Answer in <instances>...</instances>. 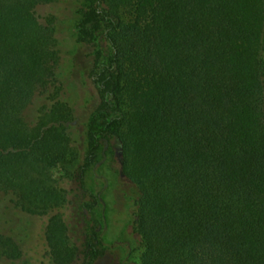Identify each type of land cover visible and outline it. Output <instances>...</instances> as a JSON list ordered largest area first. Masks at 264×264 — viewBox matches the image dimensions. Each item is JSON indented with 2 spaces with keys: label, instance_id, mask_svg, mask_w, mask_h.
Wrapping results in <instances>:
<instances>
[{
  "label": "trees",
  "instance_id": "1",
  "mask_svg": "<svg viewBox=\"0 0 264 264\" xmlns=\"http://www.w3.org/2000/svg\"><path fill=\"white\" fill-rule=\"evenodd\" d=\"M56 1L0 0V198L49 215L58 264H97L108 224L94 217L76 242L54 170L79 180L95 212L103 192L86 177L111 159L137 194L135 264H264V0H94L77 29L104 57L83 150L56 16L39 12ZM22 246L0 233V264H16Z\"/></svg>",
  "mask_w": 264,
  "mask_h": 264
},
{
  "label": "rangeland",
  "instance_id": "2",
  "mask_svg": "<svg viewBox=\"0 0 264 264\" xmlns=\"http://www.w3.org/2000/svg\"><path fill=\"white\" fill-rule=\"evenodd\" d=\"M93 7L94 0H59L39 8L43 16L49 13L56 16L62 97L73 108V137L82 150L86 147L89 123L101 101L93 72L104 57L99 54L96 42L90 44L87 38L83 41L77 32L82 17ZM48 101L47 96L38 98L26 111L27 119L36 120L40 106ZM118 168V161L111 164V159H104L88 172L87 187L92 193L103 192V200L95 212L84 205L91 200V194L79 180L67 176L62 167L54 170L58 184L69 191L72 201L61 212L71 227L74 240L80 245L84 243L94 217L103 222L102 226L108 224L106 247L101 249L97 264H135L141 257L140 240L133 229L137 194L130 184L121 182ZM48 221L49 215L30 214L16 207L10 199L0 198V233L11 235L23 244L24 255L16 264H58L46 238Z\"/></svg>",
  "mask_w": 264,
  "mask_h": 264
}]
</instances>
